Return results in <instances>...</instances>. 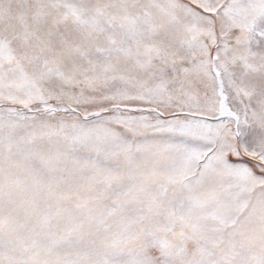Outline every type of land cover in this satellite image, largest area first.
Returning <instances> with one entry per match:
<instances>
[{"label":"snow or ice","instance_id":"6c2138e0","mask_svg":"<svg viewBox=\"0 0 264 264\" xmlns=\"http://www.w3.org/2000/svg\"><path fill=\"white\" fill-rule=\"evenodd\" d=\"M0 264H264V0H0Z\"/></svg>","mask_w":264,"mask_h":264}]
</instances>
